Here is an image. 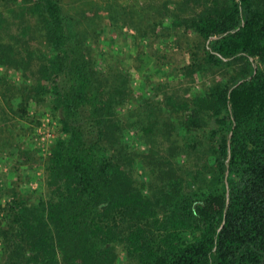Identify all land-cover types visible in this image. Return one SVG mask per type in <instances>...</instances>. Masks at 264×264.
Returning <instances> with one entry per match:
<instances>
[{"label": "trees", "instance_id": "obj_1", "mask_svg": "<svg viewBox=\"0 0 264 264\" xmlns=\"http://www.w3.org/2000/svg\"><path fill=\"white\" fill-rule=\"evenodd\" d=\"M78 16L62 0H0V67L29 80L39 62L31 85L0 75V162L16 173L0 171V264H120L121 253L125 264H264V0H209L166 27L146 19L149 33L200 39L190 71H223L191 100L169 101L173 116L185 113L170 132L186 154L198 151L179 168L121 140L119 63L100 40L89 45ZM28 19L44 52L28 50ZM40 98L62 132L45 160L18 141ZM38 166L41 195L26 187Z\"/></svg>", "mask_w": 264, "mask_h": 264}, {"label": "rangeland", "instance_id": "obj_2", "mask_svg": "<svg viewBox=\"0 0 264 264\" xmlns=\"http://www.w3.org/2000/svg\"><path fill=\"white\" fill-rule=\"evenodd\" d=\"M69 14L84 19L82 29L87 34L89 45H96L100 40L102 52L118 62L124 85L121 88V99L116 108L117 116L122 120L124 134L122 141L130 149L140 150L143 154L154 151L155 156L165 157L175 168L185 167L187 155H198L197 150L184 152V145L177 134L170 132L172 123L180 121L184 112L172 115L169 101L183 103L192 99L201 89L209 87L212 82L220 80L223 71L189 70L195 55L202 53L200 39L193 33L184 30H163L150 33L146 19H161L163 26H170L174 15L190 17L204 10L209 0H62ZM208 5L206 6V4ZM166 10V11H163ZM163 11V12H161ZM162 15V16H161ZM86 18V19H85ZM32 30L29 51L35 53L46 50V42L37 23L27 20ZM114 24V28H107ZM106 27V28H105ZM103 29V34L98 32ZM7 36L0 33V41H6ZM39 62L32 64L31 74L37 72ZM106 69V61L100 63ZM0 67V75L7 73L10 81L16 84L31 85L25 80L22 71ZM12 79V80H11ZM20 95V92H15ZM49 98H40L35 104L29 101L25 120L22 121V134L18 141L32 149L45 160L51 152V147L62 137L61 125L50 107ZM8 117L7 119H9ZM179 123V122H178ZM150 125L151 131L145 132ZM153 155V156H154ZM11 163V162H8ZM0 162V171L8 173L15 179L16 173L11 172V165ZM140 163L137 174L143 181L147 173ZM30 177L26 185L30 192L43 194V168L35 167L25 173ZM6 199L2 200L4 202ZM1 246V245H0ZM120 264H125V255L121 253Z\"/></svg>", "mask_w": 264, "mask_h": 264}]
</instances>
